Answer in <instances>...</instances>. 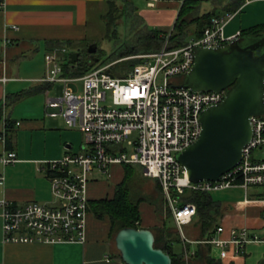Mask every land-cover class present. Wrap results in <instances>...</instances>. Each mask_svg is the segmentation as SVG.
I'll list each match as a JSON object with an SVG mask.
<instances>
[{"label": "built area", "instance_id": "built-area-1", "mask_svg": "<svg viewBox=\"0 0 264 264\" xmlns=\"http://www.w3.org/2000/svg\"><path fill=\"white\" fill-rule=\"evenodd\" d=\"M234 17L227 14L213 18L202 37L192 38L182 47L171 45L167 37L160 50L133 57L140 62L125 76L97 68L79 79L67 77L64 64L70 62L63 59L67 49L48 52L43 82L63 84L65 89L61 98L48 100L47 114L63 117L70 128L78 127L86 145L82 153L51 161L44 168L46 175L50 172L47 177L53 204L1 202L4 242L85 243L90 175L98 171L109 176L114 165L140 167L144 177L158 182L184 239L183 228L193 222L198 212L195 204H182L186 191L212 194L242 188L247 193L253 187H264V115L252 119L254 136L243 150L241 163L219 181L191 183L187 169L177 159L200 138L203 112L226 97V91L197 92L181 87L194 65L195 49L220 48L239 39L241 34L232 38L224 34ZM79 82L82 86L77 93L69 86ZM51 109H59V113H51ZM1 161L9 165L17 161V155L6 153ZM3 181L0 172V184ZM223 232L224 228L219 227L217 236L208 243L225 248L228 242L218 238ZM261 240L241 230L233 233L229 243L242 256L246 245ZM226 256L227 251H222V257Z\"/></svg>", "mask_w": 264, "mask_h": 264}, {"label": "crops", "instance_id": "crops-1", "mask_svg": "<svg viewBox=\"0 0 264 264\" xmlns=\"http://www.w3.org/2000/svg\"><path fill=\"white\" fill-rule=\"evenodd\" d=\"M129 1L134 8L132 14L142 27L162 32H174L182 8L189 2L193 3L194 8L188 16L192 21L188 28L192 37L188 40L195 37L192 32L197 25L193 21L206 15H212V19L235 15L224 29L226 38L264 26V0ZM107 11L106 0H0V172L4 176L0 184V215L3 211L1 202L4 201L19 205L31 202L53 204L54 196L44 168L51 161L82 153L86 145L81 130L82 142L76 146L73 132L64 128V121L57 122L47 114L48 100L62 97L54 87L65 85L43 82L47 77L43 64L31 70L24 67L21 61L28 60L43 48L46 65L48 52L65 48L67 51L63 59L67 58L70 62L71 48L75 49L72 46L85 44L89 47V42H92L89 38L90 24L96 20V23L103 22ZM76 51L73 53H79ZM76 68V65L64 64V76L82 78L84 75H76ZM39 69L41 72H38ZM40 94L41 101L33 107L35 109L28 107L26 114L17 113L15 107L19 102ZM17 123L20 125L17 126ZM22 134L27 139L31 138V146H20L19 136ZM38 134L43 137L41 141L44 143L35 146L34 136ZM10 152L16 153L17 161L4 165L1 158ZM128 168L126 165H114L109 176L98 171L90 175V210L83 244L6 243L0 217V264H125L117 253L110 217L99 216L94 207L98 201L116 198L119 186L127 184ZM142 177L146 181L152 180L154 183L151 185H157L164 203L158 206L138 201L140 229H150L155 234L158 229L173 226L174 220L167 218L169 206L158 182L144 177L143 172ZM212 195L220 211L218 228H224L218 238L228 242L227 246L221 248L208 243L217 236L216 233L210 240L202 241L200 229L191 223L185 226L188 231L183 228L186 238L183 239L191 244L189 254L195 255L198 246L207 243L212 246L211 256L221 264H264V187H253L247 193L242 188H235ZM241 230H248L262 240L246 245L245 254L238 256L236 246L229 242L233 233ZM224 250L227 251L225 258L222 257ZM215 251L217 254H214Z\"/></svg>", "mask_w": 264, "mask_h": 264}, {"label": "water", "instance_id": "water-1", "mask_svg": "<svg viewBox=\"0 0 264 264\" xmlns=\"http://www.w3.org/2000/svg\"><path fill=\"white\" fill-rule=\"evenodd\" d=\"M87 52L91 60L99 61L97 44ZM79 60V53L70 55V64ZM181 87L226 91L221 104L203 112L198 141L177 155L191 183L217 182L241 163L254 136L252 119L264 115V33L240 37L220 48H196L194 65ZM155 241L154 232L144 228H123L115 236L125 264H173Z\"/></svg>", "mask_w": 264, "mask_h": 264}, {"label": "trees", "instance_id": "trees-1", "mask_svg": "<svg viewBox=\"0 0 264 264\" xmlns=\"http://www.w3.org/2000/svg\"><path fill=\"white\" fill-rule=\"evenodd\" d=\"M108 6V11L103 15V21L108 27V32L112 30L115 26V22L119 18H125L126 12L131 10L134 12V8L129 0H106ZM193 3H187L186 6L182 8L180 19L176 25L174 32H162V31H150L144 27V37L140 38L139 46H134V53H151L160 50L166 38L170 36V43L175 47L184 46L189 33V25L192 21H189V14H191ZM212 15H206L201 18H196L195 24L197 28L192 32L195 35L194 38H200L204 34V30L211 23ZM264 33V26H258L247 31H244L241 36H250ZM136 48V49H135ZM86 51V49H85ZM84 51V52H85ZM138 51V52H137ZM83 51H81L80 56H82ZM133 53V52H132ZM122 54H119L121 56ZM85 61L82 58L76 64V75H85L92 70H94V60L90 59L87 52ZM130 69H133L140 60L130 61ZM96 67V66H95ZM8 142V147H9ZM50 175V172L47 176ZM129 189L126 184L119 186L116 198L113 200H102L95 204L96 213L99 216H109L112 221L113 236L115 237L117 233L123 228H137L140 229V211L139 202H134L130 198ZM193 203L197 207V215L193 220V225L200 229L202 235V241H208L216 233L219 223L218 217L220 215L219 206L215 201L212 194L204 192H192L186 191L185 195L182 197V204ZM167 218L173 219L170 208L168 209ZM173 224V223H172ZM155 247L162 249L168 255L171 256L173 264H221L219 261L211 256L212 246L207 243L200 244L199 249L195 255H190L191 244L184 241L180 230L174 224L173 226H165L163 229H158L155 231ZM176 246L182 247V253H177L175 251ZM120 256V255H119Z\"/></svg>", "mask_w": 264, "mask_h": 264}, {"label": "rangeland", "instance_id": "rangeland-1", "mask_svg": "<svg viewBox=\"0 0 264 264\" xmlns=\"http://www.w3.org/2000/svg\"><path fill=\"white\" fill-rule=\"evenodd\" d=\"M97 21V20H96ZM92 21L90 24V33H89V42L90 45L97 44L98 45V53L95 55L96 58L99 59L98 62L94 63V70L97 68H107L109 71H111L116 76H125L128 73L131 72L132 69H130V61H136L138 59H134L133 57H138L139 55H143L146 53H134V46H139L140 38L142 39L144 37V27L138 23V20H136L135 15L132 14V11L128 9L126 12L125 18H119L117 22H115L114 28L108 32V27L105 24V22L100 21L97 22ZM192 36H189L191 38ZM89 45V47H90ZM75 47L77 50L76 52L81 53L83 51L82 61H85V57L88 51V48L85 44H82L80 46H72ZM74 48H71L70 53H73ZM86 49V51H85ZM136 49V48H135ZM85 51V52H84ZM133 52V53H132ZM138 52V51H137ZM119 54H122L119 56ZM35 59V61H31V59ZM67 59V58H65ZM22 64H24V67L29 68L31 70H36L37 67L41 64H43V70L46 69V65L44 62V51L43 48L35 53L31 58L28 60L21 61ZM31 63L33 66H31ZM38 72H41V69L38 70ZM44 72V71H43ZM43 74V73H42ZM161 80V78H160ZM31 85V84H30ZM82 86V83H74L71 84L70 87L77 93L80 92L81 89H78ZM56 89L57 94L59 97L63 95V90L65 87L56 86L54 87ZM110 97V95H109ZM41 101V94L40 95H33L29 98H27L25 101L24 99L22 102H19L16 105V111L19 114L20 112L25 113L26 110H28V107L35 109L33 107H36L40 104ZM24 109V110H23ZM51 113H59V109H51ZM26 114V113H25ZM52 118V117H51ZM57 122H63L64 128L68 129L69 131L73 132L75 145L79 146L82 142V133L80 132V129L78 127L76 128H70L67 124V122L64 120L63 117L59 116L57 118H52ZM20 134V132H19ZM23 136V137H22ZM22 136H19V144L20 146H31V138L27 139L24 134ZM30 136V135H29ZM41 135L34 136L36 145H42L44 142L42 140ZM129 178L127 180V187L129 188L130 198L134 201H146L148 203H155L158 206H163V199L160 196L159 189L156 184L151 185L154 183L152 180L146 181L142 177V169L137 166H129ZM104 181L106 179L103 177ZM150 183V185H149ZM174 225V222H173ZM193 227V226H192ZM184 230L188 231V228L184 227ZM182 247L176 246L175 251L177 253H182ZM118 255L119 252L117 251ZM214 254H217V251L214 252Z\"/></svg>", "mask_w": 264, "mask_h": 264}]
</instances>
